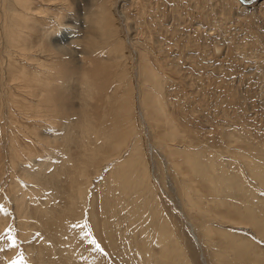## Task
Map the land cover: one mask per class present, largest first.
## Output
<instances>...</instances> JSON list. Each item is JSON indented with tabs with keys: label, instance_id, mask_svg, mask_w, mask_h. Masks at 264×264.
<instances>
[{
	"label": "rangeland",
	"instance_id": "1",
	"mask_svg": "<svg viewBox=\"0 0 264 264\" xmlns=\"http://www.w3.org/2000/svg\"><path fill=\"white\" fill-rule=\"evenodd\" d=\"M113 2L118 40L123 43L124 49L121 54L125 52L117 59L120 67H112L115 58L110 59L101 51H97L93 59L87 54L84 48L85 5L80 6L79 11H70L69 16L75 18L72 25H62L48 19L45 23L46 26L56 27L57 35L52 40H58L66 46V50H70V54L72 50V55L75 54V58L69 57L75 61L66 67L69 75L64 80L67 95H71L65 102L74 109L75 117L59 121L54 119L53 112L46 111L47 120L40 122L43 124L41 128V125L33 124L31 119L26 120L25 115L15 107L8 104L3 106L0 115V205L9 212L11 223L7 227H0V264H149L136 257L134 245L126 246L128 239L135 238L132 229L126 228L122 236L117 234L115 244L108 242V237L113 238L115 232L108 235L109 230L103 224L99 190L103 188L102 174L108 172V165L98 177L94 175L95 171L89 173L87 201L81 212L69 217L72 226H88L83 231L78 229V242H64L62 232H50L47 228L53 222L43 220L35 209L30 213V223L37 227L26 224L19 232L15 204L11 197L12 189L18 190L21 185L27 191L31 189L32 181L12 163L16 159L18 165L23 163L21 160L27 159L22 145L23 142L29 143L33 154L40 161L52 164L47 171L56 175L49 176L50 191L40 194L39 198L46 200V214H50L48 218H60L72 204L69 197L78 178H73L71 170L61 171L59 175L61 156L56 159L46 153L47 147L33 140L28 130L44 129L43 133H47L49 138L56 134L63 135L65 149L60 154L79 159L83 149L78 127L86 124L89 118L84 117L88 112H91L88 115L97 123L93 122L94 126L105 121L104 117L110 112L116 119L114 112L118 102L111 97L114 92H117V96L120 93V97L130 94L132 120L136 128L130 134L131 140H139L146 156L155 196L160 203L161 218L173 230L176 242L184 248L185 258L190 264H235L229 262L232 252L223 254L225 243L221 239L223 237L217 234L226 232H231L238 240L250 242L255 254L260 256L259 264H264V228L254 227L251 223L238 224L240 221L227 217V209L249 201L245 191L235 199L225 194L213 198L205 181L199 176L192 177L194 189L201 194L199 201L193 202L192 209V203L185 198L182 188V179H189L191 175L189 163L184 158L186 154H175L173 158L167 154V145H170L172 150L179 152L202 154L207 158L215 155L227 172L240 175L245 186L257 193V199L264 200V186L250 176L243 161V157H246L264 164V0ZM5 58V55L1 56L0 60ZM106 64L111 68L98 75L97 70ZM145 71L149 72L146 76ZM85 73H89L88 77L95 89L92 90L93 99L87 104L88 109L82 99ZM123 74L125 79L122 82L119 76ZM56 77L57 72L53 71L51 85L57 87L60 84L55 81ZM159 83L162 84L167 118L170 116L173 119L179 131L173 138L167 137L170 132L166 125L167 118L157 114L149 119L142 107L143 93H147L148 98ZM108 96L111 98L108 99ZM37 101L36 97L29 96L23 103L26 106ZM39 105L49 109L48 103ZM16 124L22 125L23 130L16 129ZM67 135L68 140L65 139ZM13 139L14 148H18L21 153L10 149ZM12 154H16V158ZM173 161L179 166L180 174ZM215 199L221 200L226 206L216 205ZM93 214L98 221L97 230L90 226V216ZM152 228L158 230V224L154 223ZM44 229L48 233L42 237L40 234L44 233ZM28 232H33V235L24 241L30 242L34 236L35 240L25 250L24 241L18 234L26 236ZM206 233L210 238L205 236ZM80 248L92 253H79ZM90 258L95 260L91 261Z\"/></svg>",
	"mask_w": 264,
	"mask_h": 264
},
{
	"label": "bare ground",
	"instance_id": "2",
	"mask_svg": "<svg viewBox=\"0 0 264 264\" xmlns=\"http://www.w3.org/2000/svg\"><path fill=\"white\" fill-rule=\"evenodd\" d=\"M82 5H85L84 10L86 11L84 36L86 46L84 48H86L87 54L93 59L97 51H101L108 58H115L113 65L107 62L109 66L120 67V61L117 59L122 57L125 52L121 54L124 49H122L123 43L118 40L119 32L113 15V0H0V58L4 55L6 57L3 61L0 60V115L4 104H8L15 107L23 116L25 115L26 120L29 118L33 124L39 126L41 121L46 122L47 120L46 111L53 112L54 119L59 121L76 116L74 109L65 102L69 94L67 95L64 81L69 75L66 67L75 61V59L70 60L69 57L75 58V54L72 55L73 50L70 54V50H66V46H63L58 40H52L54 35H57L56 27L46 26L45 23L48 19L55 20L62 25L64 23L72 25L75 18L74 16L70 17L69 13L71 10L77 11L78 9L79 11ZM107 66L106 64L105 67L98 69V75L111 68ZM53 71L57 72L55 81L60 84L57 87L51 85L50 76L53 75ZM148 73L145 71L144 75L146 76ZM88 75L89 73L83 75L86 78L82 95L85 106L93 99L92 90H95L93 89V81L89 79ZM119 79L123 82L125 74L119 76ZM119 95L117 96V92L111 95L115 98L116 103L118 102V107L114 112L117 115L116 119L112 117L113 114L110 112V115L104 117L105 121L94 126L93 122L95 121L88 115L91 112H88L85 117L83 116L84 119H89L84 126L78 127L81 135V148L83 149L79 159H74L70 155L64 157L60 154L65 149L63 135L56 134L54 137L52 136V139L47 133H45L47 135L43 133L44 129H42L43 131L28 130L34 137L33 140H38L40 144L42 143L47 147L45 148L46 153H50L56 159L61 156L59 175L61 171L63 173L71 170L73 178L77 176L78 180L69 197L71 206L66 208L60 218L54 220L52 217L48 218L50 214H46V200L39 197L40 194H46L47 190L50 191L49 180L52 175L55 176L56 174L51 175L47 171L52 166L51 163L40 161V158L33 154L31 144L23 142L22 151L27 159L24 161L20 159L23 163L18 165L16 159L12 163L22 175L32 181V184L28 191L22 185L18 190L12 189L11 197L15 204L19 232L26 224H30L34 228L37 227L30 223L32 220L30 213L32 209H35L43 220L53 222L47 228L50 232H62L64 242H78V229L83 231L88 226H72L69 217L81 212L87 201L89 173L95 171L94 175L98 177V174H102L103 168L108 165V172L102 174L103 188L99 189L102 197L103 224L109 230L108 235L115 232L113 238L108 237V242L112 245L115 244L117 234L122 236L123 231L130 228L135 232V238L128 239L126 246L134 245L136 247V257L139 260H146L149 264H190L185 258L184 248L176 242V235L173 230L161 218L160 203L156 199L152 178L145 161L146 156L139 145V140L137 139L135 142L131 140L130 134H133L136 128L132 120L133 106L129 97L130 94H123L121 97ZM29 96L36 97L38 101L33 105L27 104L25 106L23 101L27 100ZM147 96V93H143L142 107L145 109L148 118H154L157 114L167 118L165 101L162 96V84H156L151 95L148 98ZM111 97L108 96V99ZM40 103H48L49 109L39 105ZM165 120L168 129H170L167 137L177 136L179 131L175 128L173 119L169 116ZM106 123L110 124L106 125ZM42 125L41 128H43ZM16 126V129L19 130L23 128L22 125L16 124ZM31 136L27 138H31ZM65 139L68 140L69 136L67 135ZM14 142L13 139L11 150L14 148ZM54 143L58 145L63 143V145L58 146ZM167 150V154L171 158L175 154H186L184 158L189 163L191 175L188 177L189 179H182V188L185 198L192 203V209L193 202L199 201L201 194L194 189L191 178L199 176L207 184L209 193L212 194L213 198L225 194L231 199H235L245 191L250 198L249 201H246V204L245 202L243 205L240 204L243 207L234 204V208L227 209V217L236 222L240 221L238 224L251 223L254 227L264 228V200L257 199V193L245 186L240 175L227 172L217 156L207 158L202 154L179 152L172 150L170 145H167ZM14 151L21 153L18 148H14ZM12 156L16 158V154H12ZM243 161L247 165L248 169L246 170L250 172V176L256 179L259 185L264 186V164L261 161L250 160L246 157H243ZM173 162L175 169L180 174L179 166L175 161ZM53 173L58 175V172L54 171ZM42 190L43 192H41ZM214 202L216 205L226 206L221 200L215 199ZM229 206L228 208H231ZM96 219L94 214L90 216V226L94 230L98 228ZM10 223L9 212L0 205V227H7ZM154 223L158 224V230L152 228ZM258 231L260 232L259 229ZM32 233L28 232L26 236H22L20 233L18 235L24 241ZM47 233L48 231L44 229V233L40 236L44 237ZM217 234L223 237L221 239L225 243L226 250L223 251V254L233 253L229 262L259 264L260 256L255 254L250 242L236 239L231 232ZM205 236L210 238L208 233ZM34 240L35 236L30 242L24 241L23 248L26 250ZM99 244L100 241H98ZM77 245L80 246L81 243H77ZM86 251L91 252L88 249H78L79 253ZM90 260L95 259L90 258Z\"/></svg>",
	"mask_w": 264,
	"mask_h": 264
}]
</instances>
